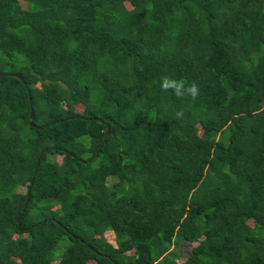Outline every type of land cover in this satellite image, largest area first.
Listing matches in <instances>:
<instances>
[{"label": "trees", "instance_id": "1", "mask_svg": "<svg viewBox=\"0 0 264 264\" xmlns=\"http://www.w3.org/2000/svg\"><path fill=\"white\" fill-rule=\"evenodd\" d=\"M0 264H264V0H0Z\"/></svg>", "mask_w": 264, "mask_h": 264}, {"label": "clouds", "instance_id": "2", "mask_svg": "<svg viewBox=\"0 0 264 264\" xmlns=\"http://www.w3.org/2000/svg\"><path fill=\"white\" fill-rule=\"evenodd\" d=\"M161 88L165 91L168 89H172L174 94L177 97H183L185 94L191 96L193 100L196 99V97L199 95V89L198 86L195 83H192L188 87H185V84L182 80L177 81L174 79H171L169 77H163L162 78V83H161ZM178 116H182V112L177 113Z\"/></svg>", "mask_w": 264, "mask_h": 264}, {"label": "rangeland", "instance_id": "3", "mask_svg": "<svg viewBox=\"0 0 264 264\" xmlns=\"http://www.w3.org/2000/svg\"><path fill=\"white\" fill-rule=\"evenodd\" d=\"M82 107L81 106H74V110L79 112L81 111ZM58 163H60V157L57 156L55 159ZM114 178L110 177L106 179V185L110 186L113 182H114ZM105 238L106 240L112 245H114L113 242V234L111 232H106L105 233ZM195 245V243H185V242H180L177 247L173 248V252L174 254H176V262L177 263H181L187 256V254L189 253L190 249Z\"/></svg>", "mask_w": 264, "mask_h": 264}, {"label": "water", "instance_id": "4", "mask_svg": "<svg viewBox=\"0 0 264 264\" xmlns=\"http://www.w3.org/2000/svg\"><path fill=\"white\" fill-rule=\"evenodd\" d=\"M28 124H29V127H33L32 125V113L31 111L29 112V120H28ZM107 126H105V132H104V138L107 136ZM25 202H24V206L26 205V202H27V197L25 198ZM20 220V214L17 215V220L16 222L18 223Z\"/></svg>", "mask_w": 264, "mask_h": 264}]
</instances>
